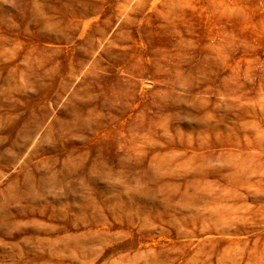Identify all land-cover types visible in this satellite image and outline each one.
Masks as SVG:
<instances>
[{"label":"rangeland","instance_id":"obj_1","mask_svg":"<svg viewBox=\"0 0 264 264\" xmlns=\"http://www.w3.org/2000/svg\"><path fill=\"white\" fill-rule=\"evenodd\" d=\"M0 264H264V0H0Z\"/></svg>","mask_w":264,"mask_h":264}]
</instances>
